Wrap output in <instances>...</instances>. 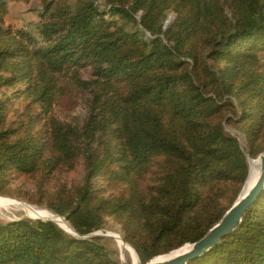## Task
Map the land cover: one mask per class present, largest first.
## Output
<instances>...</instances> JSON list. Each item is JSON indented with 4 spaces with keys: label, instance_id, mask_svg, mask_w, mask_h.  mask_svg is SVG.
I'll list each match as a JSON object with an SVG mask.
<instances>
[{
    "label": "trees",
    "instance_id": "16d2710c",
    "mask_svg": "<svg viewBox=\"0 0 264 264\" xmlns=\"http://www.w3.org/2000/svg\"><path fill=\"white\" fill-rule=\"evenodd\" d=\"M10 1L32 0H0V196L82 236L112 218L141 264L201 240L264 153V0H37L35 33L7 25ZM0 264L119 263L23 218L0 221ZM188 264H264V191Z\"/></svg>",
    "mask_w": 264,
    "mask_h": 264
},
{
    "label": "rangeland",
    "instance_id": "374dc122",
    "mask_svg": "<svg viewBox=\"0 0 264 264\" xmlns=\"http://www.w3.org/2000/svg\"><path fill=\"white\" fill-rule=\"evenodd\" d=\"M99 4L100 6L104 7L103 0H99ZM41 10H42V6L37 0H32L31 3L29 4L15 3V2L10 1L9 2V14L7 16V25H13L16 27H25L29 31L35 33L36 24L40 21L39 14ZM174 19H175V16L171 15L168 19L169 24ZM83 114H84V111L81 107H76L75 109H72V111H69V109L57 111V115L59 117L63 119H67V120H72L73 118L82 117ZM226 130L228 133L238 137L244 149L247 148L246 142L240 133L236 132L233 128L229 126L226 127ZM251 161H258V158L252 159ZM251 161H250V168H249L250 173H251V178L250 180H248V182L244 186V189L242 190L239 199H241L243 193L247 192L248 187L251 185L254 179ZM81 174H82L81 172L76 173L75 175L72 176V179L81 178ZM18 186L19 188H22V190L33 191V188L29 183L27 184L21 183ZM0 198L3 200L9 201V203L7 204L0 202V221L1 222L5 223V222H10L14 220L23 219V218L32 219V217L33 218L45 217V218H49L53 220L59 226L62 225L60 221L54 218V217H57V218H61V217H59L57 214H55L54 212H52L51 210L47 208L32 205L28 203L27 201H24L18 198H11V197H5V196H0ZM12 199L21 200L24 203H20ZM64 229L69 232L73 231L71 227L64 228ZM97 232L101 235L100 237H97V238H101V243L106 247L110 255V258L113 261L118 262L119 264H141L136 251L133 248H131L128 244L125 243L124 241L125 238H124L121 225L114 222L112 218L108 219L107 224L105 225L104 229L97 231Z\"/></svg>",
    "mask_w": 264,
    "mask_h": 264
},
{
    "label": "water",
    "instance_id": "95a60500",
    "mask_svg": "<svg viewBox=\"0 0 264 264\" xmlns=\"http://www.w3.org/2000/svg\"><path fill=\"white\" fill-rule=\"evenodd\" d=\"M167 24H169V22H167ZM258 159L260 160V175H259L257 182L255 183L253 188L244 198L239 199L240 198L239 196L235 204L226 212V214L223 216V218L219 221L217 225H215L201 240L197 241L194 244H187L188 249L184 253L179 254L178 256H174L172 258L163 260V261L152 260L148 262L147 264H188L189 262L208 253L214 247L219 245L224 238L231 235L242 223L244 216L246 212L248 211V209L258 200V198L264 191V153H262L258 157ZM248 160L250 163L252 159L249 158ZM248 177H249V174H248ZM247 179L245 181V184L247 182ZM12 200H15L20 203H24L21 200H17V199H12ZM32 219H35V220L43 219V220L54 222L53 220L49 218H45V217H35V218L32 217ZM59 227L62 230H64L67 234L72 235L79 239H88V238H94V237L101 236L98 232L92 233L87 236H82L78 234L74 229H72L73 231L69 232L65 230L64 228H62L61 226ZM125 243L128 244L126 241ZM129 246L133 248L131 245Z\"/></svg>",
    "mask_w": 264,
    "mask_h": 264
},
{
    "label": "bare ground",
    "instance_id": "6f19581e",
    "mask_svg": "<svg viewBox=\"0 0 264 264\" xmlns=\"http://www.w3.org/2000/svg\"><path fill=\"white\" fill-rule=\"evenodd\" d=\"M251 165H252V169H253L254 179H253V182L251 183V185L248 187L247 192L243 193L241 199L244 198L250 192V190L253 188V186L257 182L259 175H260V160L258 159V161H251ZM0 202L5 203V204L9 203V201L3 200L1 198H0ZM54 218H56V220L60 221L64 228H70L61 218H57V217H54ZM187 249H188V246H185V247L181 248L180 250L175 251L169 255L159 257V258L155 259V261H163V260L172 258L174 256H178L179 254L184 253Z\"/></svg>",
    "mask_w": 264,
    "mask_h": 264
}]
</instances>
